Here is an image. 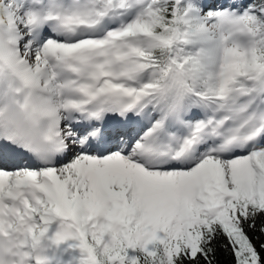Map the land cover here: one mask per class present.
<instances>
[{"label":"snow or ice","instance_id":"1","mask_svg":"<svg viewBox=\"0 0 264 264\" xmlns=\"http://www.w3.org/2000/svg\"><path fill=\"white\" fill-rule=\"evenodd\" d=\"M0 264H264V0H0Z\"/></svg>","mask_w":264,"mask_h":264}]
</instances>
